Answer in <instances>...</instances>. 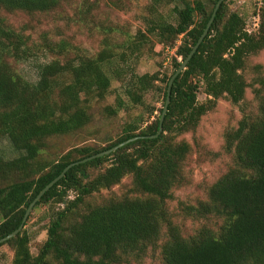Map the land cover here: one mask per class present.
<instances>
[{
  "label": "trees",
  "instance_id": "trees-1",
  "mask_svg": "<svg viewBox=\"0 0 264 264\" xmlns=\"http://www.w3.org/2000/svg\"><path fill=\"white\" fill-rule=\"evenodd\" d=\"M75 1L0 0V9L49 13ZM110 1L119 7L130 0ZM219 1L149 0L144 29L103 28L107 37L98 54L78 49L68 59L74 49L66 41L55 43L44 34L40 43H33L0 16V139H8L19 153L13 160L0 158V240L20 228L31 203L69 165L143 137L71 168L34 208L50 210L47 238L38 253L32 252L27 223L0 245L12 250L11 264H143L146 259L154 264H264V66L251 65V58L264 51V0L255 33L231 8L235 0L221 5L208 36L175 79L157 139L145 137L157 135L163 108L145 128L141 118L125 123L116 141L105 147L83 146L62 155L51 151L44 157L51 140L87 127L94 105L114 92L115 104L102 110L108 117L142 106L160 82L165 84V105L170 80ZM81 8L83 14L89 11ZM113 36L121 42L115 43ZM179 41L171 75L137 73L138 62L145 55L153 57L156 46L165 53ZM40 56L52 59L38 66L36 81H29L16 66ZM114 83L120 85L116 91ZM201 92L207 96L204 102H199ZM221 99L242 113L237 127L224 135L232 164L204 199L171 209L174 192L188 184L191 147L181 138L195 133ZM126 181L125 192L117 194L115 188Z\"/></svg>",
  "mask_w": 264,
  "mask_h": 264
},
{
  "label": "rangeland",
  "instance_id": "rangeland-1",
  "mask_svg": "<svg viewBox=\"0 0 264 264\" xmlns=\"http://www.w3.org/2000/svg\"><path fill=\"white\" fill-rule=\"evenodd\" d=\"M261 1L235 0L231 5L233 11L239 12L246 19L247 29L252 33H255L259 28L256 27L258 23L255 19L256 14L259 13ZM125 4L126 2L118 7L111 4L110 0H77L63 4L59 9L49 13H9L0 9V16L14 30L30 36L33 43H40L44 34H47L55 43L66 41L74 49L67 55L66 59H68L73 58L74 52L78 49L87 52L88 55L98 54L103 49L102 45L107 37L103 33V28L115 27L116 29H125L130 33H135L137 29H144V16H148L146 6L149 4V0H130L123 7ZM81 7H88L89 11L83 14ZM166 13H170V10ZM113 37L115 43L121 42L119 37ZM180 43L181 41L177 42L175 52L169 55L163 52L161 45L156 46L153 57L149 58L145 55L138 62L137 73L145 75L159 71L162 74L171 75L173 72L172 59L176 55ZM165 55L169 60H165ZM51 59L52 57L49 56L48 60ZM48 60L40 56L37 60L14 66L23 77L34 82L37 80L38 66ZM130 63L134 64L132 61ZM251 65L264 66V51L257 57L251 58ZM251 75L252 72L249 73L250 77ZM119 88L118 83L113 84L114 91ZM164 89V83H156L155 88L145 95L142 106L129 108L127 112L122 111L115 117H108L102 113V110L107 105L115 104L116 92L112 93L106 102L94 105L93 119L87 127L74 135L51 140L49 153L44 155L45 159L49 158L52 152L62 155L83 146L105 147L116 141L125 123H130L137 118L144 121L142 126L145 128L161 116L160 110L164 108ZM206 99L207 96L201 92L199 102H204ZM247 99L253 106L254 100L250 90L247 93ZM241 114L240 107L233 106L230 102L221 99L216 108L202 119L195 133L181 138L191 147L186 164L188 184L174 192L175 199L170 203L171 209L176 208L180 202L196 203L198 200L204 199L209 187L227 172L232 164V157L224 150V135L228 129L237 127L242 117ZM18 156L19 153L8 139H0V158L13 160ZM128 186L129 181H126L124 185L115 188L114 191L121 195ZM108 194L110 193H103V196ZM49 213L50 210L47 208L39 207L32 211L26 222L34 254L38 253L40 246L47 238ZM12 258L13 252L8 246L0 247V264H11ZM142 263L154 264L150 259H146ZM133 264L139 263L133 262Z\"/></svg>",
  "mask_w": 264,
  "mask_h": 264
},
{
  "label": "water",
  "instance_id": "water-1",
  "mask_svg": "<svg viewBox=\"0 0 264 264\" xmlns=\"http://www.w3.org/2000/svg\"><path fill=\"white\" fill-rule=\"evenodd\" d=\"M227 0H220L215 9H214V12H213V15L211 17V20L209 21L203 35L200 37L199 41L197 42V44L195 45V47L193 48V50L191 51L190 55L188 56V58L186 59V61L181 65V67L177 70V72L175 73V75L172 77V79L170 80L169 82V86H168V91H167V99H166V103L164 105V108H163V112H162V116H161V119H160V127H159V131L157 133V135L155 136H151V137H145L146 139H157L162 133H163V124H164V120H165V117H166V114L168 112V107L170 105V102H171V93H172V88H173V85H174V82H175V79L181 75L186 69H187V66L189 64V62L191 61V59L193 58V56L197 53L198 49L200 48V46L202 45V43L204 42V40L206 39V37L208 36L209 34V31L215 21V18H216V15L221 7V5ZM137 139H143V137H138V138H133V139H130L128 141H125L123 143H120L119 145L113 147L112 149L108 150V151H105L103 153H100L98 155H95V156H92L90 158H87L85 160H82L80 162H77V163H74V164H71L69 165L65 170L64 172L58 177L56 178L54 181H52L49 185H47L40 193L39 195L36 197V199L31 203V205L29 206L27 212H26V215L24 217V220H23V223L22 225L20 226V228L18 230H16L15 232H13L12 234H10L9 236L3 238L0 240V245H3L5 243H7L8 241H10L11 239L15 238L25 227V224L27 222V220L29 219V216L30 214L32 213V211L34 210V208L36 207L37 203H39L41 201V199L46 195L47 192H49L59 181H61L65 175L67 174V172L73 168L74 166H77V165H80V164H84V163H87L89 161H92L94 159H97V158H102L104 156H109L111 155L112 153H115L117 152L119 149L127 146L128 144L130 143H133L135 142Z\"/></svg>",
  "mask_w": 264,
  "mask_h": 264
},
{
  "label": "built area",
  "instance_id": "built-area-1",
  "mask_svg": "<svg viewBox=\"0 0 264 264\" xmlns=\"http://www.w3.org/2000/svg\"><path fill=\"white\" fill-rule=\"evenodd\" d=\"M255 21H257V23H258V25H257L256 27H259V26H260V23H261V21H260V16H259V15H257ZM256 27H255V25H254V28H256ZM175 50H176L175 47H174V48L166 47L165 52H166L167 55H169L170 53L175 52ZM167 60H169V59H167Z\"/></svg>",
  "mask_w": 264,
  "mask_h": 264
}]
</instances>
